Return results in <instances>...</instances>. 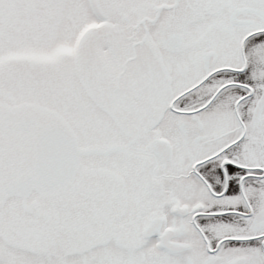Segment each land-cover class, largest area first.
Wrapping results in <instances>:
<instances>
[{
	"label": "snow or ice",
	"instance_id": "snow-or-ice-1",
	"mask_svg": "<svg viewBox=\"0 0 264 264\" xmlns=\"http://www.w3.org/2000/svg\"><path fill=\"white\" fill-rule=\"evenodd\" d=\"M0 264H264V0H0Z\"/></svg>",
	"mask_w": 264,
	"mask_h": 264
}]
</instances>
